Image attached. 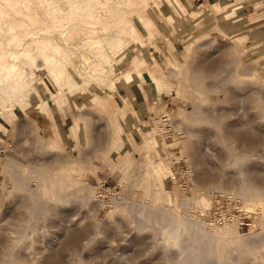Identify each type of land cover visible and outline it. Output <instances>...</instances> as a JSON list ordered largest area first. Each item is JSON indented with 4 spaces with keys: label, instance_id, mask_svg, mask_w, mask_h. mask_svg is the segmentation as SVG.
<instances>
[{
    "label": "rangeland",
    "instance_id": "rangeland-1",
    "mask_svg": "<svg viewBox=\"0 0 264 264\" xmlns=\"http://www.w3.org/2000/svg\"><path fill=\"white\" fill-rule=\"evenodd\" d=\"M221 5L217 23L243 12ZM190 11L0 0V71L30 91L0 93V264H264V67ZM134 98L159 101L141 130Z\"/></svg>",
    "mask_w": 264,
    "mask_h": 264
},
{
    "label": "crops",
    "instance_id": "crops-1",
    "mask_svg": "<svg viewBox=\"0 0 264 264\" xmlns=\"http://www.w3.org/2000/svg\"><path fill=\"white\" fill-rule=\"evenodd\" d=\"M222 1L224 0L211 2L209 0H188L191 9L190 13L196 16V19L191 21V26L197 27L201 25L202 20V25L207 22L206 25L208 27L206 30L214 41L221 39L222 42L231 44L230 40L232 39L239 51H246L245 59L243 60L244 64L248 61H255L261 68L264 67V0H232V4L242 6L241 11L243 12L235 16L236 18H231L229 22L227 20L224 23H217V20L210 15L209 8L213 7L215 11L220 10L223 7L221 5ZM233 26H237L236 29L232 28ZM236 38H238V41H236ZM144 75L147 77V73ZM144 75L142 74L141 80H144ZM158 103L159 101H154L152 104L147 105L146 103H140L138 99H132L128 107L133 126L139 130L148 126L147 122L151 110ZM41 114L48 115L40 116L35 114L33 117L34 125L38 130L44 131L50 136L53 134V126L58 128L57 120L61 119L60 115H56L52 111Z\"/></svg>",
    "mask_w": 264,
    "mask_h": 264
},
{
    "label": "bare ground",
    "instance_id": "bare-ground-1",
    "mask_svg": "<svg viewBox=\"0 0 264 264\" xmlns=\"http://www.w3.org/2000/svg\"><path fill=\"white\" fill-rule=\"evenodd\" d=\"M70 10V9H69ZM66 11H67V6H66ZM69 12V11H68ZM67 13V12H66ZM70 13V12H69ZM49 17V16H48ZM52 17V16H51ZM56 17H58V16H56ZM109 21V20H108ZM50 22H51V24H50V26L46 29V32H51V31H53L55 28H56V26L58 25V21L56 20V18L55 17H52V18H50ZM110 22V21H109ZM31 28H33V30L32 29H30L31 31L29 32V34L30 35H28V36H26L25 34L23 35V36H21L20 38H19V41L21 42V41H24L26 38H28V37H36V35L37 34H39V33H41L42 31L40 30V28H38V29H35L34 27H32V25H31ZM28 30V29H27ZM36 42H38V41H36V40H34V43H36ZM40 70V69H39ZM25 77V75H22L21 76V78H24ZM21 78L20 77H18V76H13V73H11V72H9L8 74H6V73H4V72H2V71H0V93L3 95L2 96V98L3 99H5L7 102H10V101H12V98L13 97H18L19 95H22L23 94V92L25 91L26 92V95H24V97H25V99L27 98V94L30 92L29 91V89H25V86H24V83H23V80H21ZM70 78H71V76H70ZM89 84V83H88ZM69 86V87H68ZM66 87H68L69 88V91H67V93H69L68 95H71L74 91H79L80 92V84H78V83H73V85L72 84H69V85H67ZM65 91V92H66ZM13 107V106H12ZM8 109H10V108H7V109H5V110H8ZM13 109V108H12ZM7 113V112H6ZM3 114V113H2ZM22 126L21 125H19L18 124V126H17V130H18V132L19 133H21V131H22ZM83 160H84V158H83ZM88 160V159H87ZM248 173V172H247ZM254 173V172H253ZM253 173H251V174H248V176H252V174ZM245 176H247V175H245ZM258 200V199H257ZM251 204V203H250ZM252 205V204H251ZM254 206V205H253ZM255 206H256V204H255ZM262 208V207H261ZM264 212V211H263ZM171 226V225H170ZM172 228V227H171ZM220 229V228H219ZM224 229L225 228H223L221 231H219V232H217L215 235L217 236V237H220V238H223L224 236H226V235H228V234H226L225 235V232H224ZM214 236V235H213ZM239 237V236H238ZM193 239V238H192ZM194 242V241H193ZM239 243V242H238Z\"/></svg>",
    "mask_w": 264,
    "mask_h": 264
}]
</instances>
